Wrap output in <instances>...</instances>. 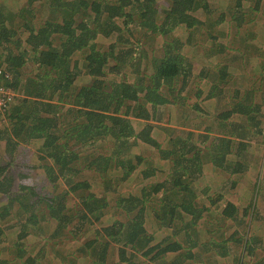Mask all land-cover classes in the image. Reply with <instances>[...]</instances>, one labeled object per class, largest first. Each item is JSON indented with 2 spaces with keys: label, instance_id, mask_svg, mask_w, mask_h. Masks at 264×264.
<instances>
[{
  "label": "trees",
  "instance_id": "obj_1",
  "mask_svg": "<svg viewBox=\"0 0 264 264\" xmlns=\"http://www.w3.org/2000/svg\"><path fill=\"white\" fill-rule=\"evenodd\" d=\"M37 1L28 0L16 15L0 6V67L12 75L9 86L25 94L10 111L9 127L0 129V142H6L11 156L22 144L39 143L45 182L53 190L42 191L27 183L31 178L22 172L17 175L13 159L0 163V197L7 201L0 218L8 214L10 205H18L23 221L14 241L0 224V256L7 252L0 264H54L56 260L61 264H187L197 261L199 254L204 257L202 251L226 258L230 241L244 242L251 259L261 252L263 256L254 264H264V213L258 210L257 196L241 209L222 193L215 194L211 186L194 187L206 177V163L230 176L248 170L243 153L258 134L255 125H259L256 121L262 107L254 100L264 87L236 91L232 108L212 117L230 124L227 135L209 127L197 131L183 125L168 131L165 144L155 138L165 110L184 108L192 94L197 99L203 95L201 89L188 93L194 66L183 52L189 42L182 36L183 29L190 37L208 26L211 0H41L42 5L35 6ZM245 1L235 0L236 11L230 20L240 22L238 35L247 23L242 13ZM263 1H255L256 9ZM37 10L43 14L40 24ZM221 25L218 21L209 31L213 43L224 37ZM177 29L181 30L177 33ZM250 32L254 34L247 38L246 33L245 39L255 45L251 55L239 48L237 52L243 54V62L254 56L263 58L264 70V48L256 42L259 34ZM225 36L223 43L231 37L230 33ZM100 38L109 40L108 46L99 47ZM161 38L169 39L160 57L149 61L150 69L144 41ZM217 43L220 49L215 52L227 53V46ZM29 66L33 74L24 77L22 72ZM227 67L221 69L223 78ZM201 71V77L210 73L207 68ZM81 76L90 81L76 89L74 84ZM223 83L222 78L214 79L207 98L222 94ZM235 115L245 118L248 125H236L231 121ZM142 146L154 148L160 161L170 165L169 178L157 177ZM89 150L97 153L83 157ZM81 158L87 169L104 180L98 185L101 195L91 182L77 180ZM261 177L252 188L257 194L264 191V167ZM236 185L234 181L229 187L233 191ZM215 214L229 223L252 227V235L244 240L233 235L222 242L202 241L200 232L210 235L212 231L202 229L208 215ZM42 221L52 224L49 231L54 241L49 253L47 241L40 251H33L27 241L32 228L45 230ZM149 223L155 226L153 232ZM91 227L95 235L86 244L61 250L63 237L71 236L66 244L81 245ZM115 245L117 261L110 257ZM170 255L177 256L170 261Z\"/></svg>",
  "mask_w": 264,
  "mask_h": 264
},
{
  "label": "rangeland",
  "instance_id": "obj_2",
  "mask_svg": "<svg viewBox=\"0 0 264 264\" xmlns=\"http://www.w3.org/2000/svg\"><path fill=\"white\" fill-rule=\"evenodd\" d=\"M256 0H246L243 3V10L242 13L245 14V19L247 20V23L242 26L240 30L243 31L241 35L237 34V25L240 24L239 21H231V17L236 11L235 9V0H211L210 7L212 9V15L207 17V22L209 23L208 26H206V30H204L203 27L199 28L196 32H194L193 35L190 37H187V31L183 29L184 35L182 38L186 41L188 39L189 44L183 49L184 54L193 61L194 66V75L196 74L198 76V73L201 71V69H206L208 67L207 62H209V58L207 57L210 54V51L212 50L211 46L213 40L208 38L209 31L214 30V24L218 21L221 25V30L223 31L224 37L221 36V40L225 42V38H227L225 35L226 33H230L231 37L227 39V60L231 62L233 58H235L232 63L236 62V66L233 68L234 74L238 71H236V68L239 67L243 60V54L251 55L253 49L255 48V45L249 44V40L246 42L245 34L247 33V38L249 36V33H253L250 31H255V34H259L258 39L256 42H258L262 47L264 48V40H263V27H264V1L258 9L255 3ZM28 0H0V6H4L3 8H6L10 10L15 15L24 7L27 6ZM41 0H38L35 3V6H41ZM164 6V4H162ZM37 19L36 22L40 24L42 22V11L37 10ZM226 16V21L224 22ZM223 21V22H222ZM230 23V24H229ZM213 26H212V25ZM214 27V28H213ZM225 28V29H223ZM181 29H177L180 31ZM136 34V31H135ZM254 34V33H253ZM169 38H161L157 41H154V39L146 40L144 41V46L149 54V68L151 69L150 60L152 57H160V55L163 52L164 42L167 41ZM171 41V40H169ZM220 41V40H219ZM217 41V42H219ZM216 41L213 43V48H216L217 45H219ZM99 47H105L108 46L109 40H104L103 38H100L98 41ZM193 44V45H192ZM192 45V46H191ZM240 49L243 51V54H238L237 49ZM226 50V51H227ZM263 50V49H262ZM263 58H260L258 56H254L250 60H248V68L251 69L253 67L255 73L259 72L263 68ZM239 70L244 73L245 67H240ZM251 72H254L253 70H250ZM264 71V70H263ZM197 72V73H196ZM212 75L210 79L198 81L197 78L194 79L192 77V81L190 83L188 93H191L193 90L194 92H197L199 89L203 91V95H201V99H197L196 96L193 94L189 97L188 105H186L184 108L179 106V108H175L174 110L172 108H168L165 110L163 115V120L158 121L160 126L157 127V138L158 141L163 142L162 144L166 143L165 137L166 135H169V133L174 129H182L181 126L187 125V127H184L186 129H197V131H203L204 128L209 127L211 130H213L215 133H218L219 135H227V133L230 132V124L228 123H220L217 121V118L214 120L212 117L215 116L214 114H217V111L222 109H229L227 108L228 105L232 107L234 103V96L236 95V92L234 91H240L243 90L244 92L247 91L250 87V82L245 80L244 74H238L236 79H231L229 82L223 84V93L222 94H214L216 95V100H210L205 97L206 94L212 93L211 90L213 89V83L214 79L213 77L216 75L215 72H211ZM238 73V72H237ZM25 75H31L33 74V68L31 66L25 67L24 71L22 72ZM210 74V73H209ZM208 74V77H209ZM259 78L257 80H254L252 82V87H264V77L261 83H259ZM90 79L86 76L79 77L75 84L74 88L79 89L82 88L84 85L88 84ZM261 91H263L261 89ZM258 91L256 97V100H254L255 103L260 105L262 107V110L260 114L257 116V121L259 125L257 128H255V131L258 133L253 141H250V146L248 147V150L245 151L244 159L248 163V170L240 175H228L217 172L212 165L209 163H206V166L204 167V170L206 172V177H202L196 184H194L195 189H202L205 188L206 185L213 187V191L215 194L222 193L227 199L234 200L237 202L241 209L243 207L248 206L251 203L252 198L257 196V207L258 210L264 213V191H262L261 194H257L256 191L252 188L256 183H259L260 180H262L261 173L264 167V94L263 92ZM241 92V91H240ZM20 95H22L25 98V94L20 91ZM18 99L15 102L18 103L21 99ZM193 104H196L194 107ZM223 105V106H222ZM13 107V106H12ZM12 107L10 111L12 110ZM196 107L197 110L201 112H197L194 108ZM9 114L6 116V119L0 118V129H5L6 127H9ZM161 116V115H160ZM245 118L239 117L235 115L232 118V121L235 122L236 125L239 127L241 126H247L248 122L244 121ZM254 126V125H253ZM167 131V132H166ZM170 131V132H168ZM196 131V130H193ZM237 141V140H236ZM237 143V142H236ZM239 143V141H238ZM40 144L37 142H34L32 144H22L18 147L16 152L11 156V154L7 151L6 142H0V163H6L10 162L11 159L16 163V168L18 169L17 175L22 172L25 173V175H28L31 179L27 180V183L35 185L36 188L42 191H51L53 190L50 186V183L47 184L45 182L46 180V174L42 170V165L45 164L41 160V154L39 153V146ZM141 152L148 157V160L151 159L152 163H149L152 165L154 169H157V177H168V174L170 173L168 163H164L160 161L158 157V153L154 148H150L148 146H142ZM102 150V149H101ZM92 152V153H91ZM97 152L95 150H89L88 153H83L87 157L90 154V157L94 156ZM147 160V161H148ZM80 162V175L77 177V180H83V181H89L91 184L94 185L95 189L94 191L101 195V192L99 187L103 183L104 180H102L98 173L91 171L86 168V164L84 163V159L81 158ZM44 164H43V163ZM169 178V177H168ZM155 179V178H154ZM153 180V179H152ZM214 180V181H213ZM21 181L19 177H17V182ZM45 183H44V182ZM234 181L238 182V188L237 191L234 189L233 191L226 190L230 188L229 186L232 185ZM215 182L218 183V185L222 186L224 185L223 189ZM100 186L98 187V185ZM217 185V186H215ZM98 187V188H97ZM63 188L66 189V186L63 185ZM17 190V189H16ZM199 191V190H198ZM219 192V193H217ZM256 193V194H253ZM216 197V196H215ZM6 199L4 197H0V213H4L6 210L5 207H7ZM72 202H77V199H72ZM243 211V210H240ZM209 216L208 223L204 226V230L212 229L209 237V234H206L204 232H200V238L202 241L205 242V240H209L211 238L217 240L218 242H222L224 239H230L233 235L235 239L237 238H246V236L250 237L252 235L251 230L252 227H243L238 226L236 223H229L222 219L221 216L215 214L214 217ZM123 216L119 217L117 216V219L121 220ZM23 221L20 220V213L18 205L16 206H9L8 214L4 216V218H0V224L4 228H7L8 231V239L10 241H14L17 238V234L22 231L23 227ZM212 225V226H209ZM45 225V227H44ZM42 226L45 230H38L36 232V228H32V233L28 236L27 241L30 247H32L33 251L37 249V251H40L42 247L45 245L44 241L46 242V251L51 250L53 239L51 238V235L53 232H50L49 229L52 227V224L47 223V221H42ZM100 226V225H98ZM152 226V232L155 230V226L151 223L147 224V227L150 229ZM97 228V226H95ZM95 227H91V231H88L82 238H81V245L80 244H66L65 242L71 238L70 235H66L67 238H62L63 245L59 246L61 250H72L75 248H79L82 245L86 244L85 241H87L90 238H93L95 233H93ZM101 227V226H100ZM219 227V228H218ZM52 229V228H51ZM248 232V233H247ZM194 235V234H193ZM159 237H164L162 233H158ZM47 239V240H45ZM65 239V240H64ZM7 240V241H9ZM183 240V238H181ZM67 247L69 249H67ZM117 250L118 246H114L113 249L110 251V257L112 260L115 259L117 261ZM214 250H217V248H214ZM204 257L197 256V261H189L187 264H203L206 262V264H254L258 259H260L261 252L257 253V256L251 259V257H248L246 246L244 242H237L234 243L233 241H230L227 248V256L226 258L218 259L215 257L214 253H205ZM62 254H66V251H63ZM112 254V255H111ZM7 252L3 253L1 256H6ZM0 256V257H1ZM177 256V255H176ZM174 255H170L169 260L172 261L176 258ZM175 257V258H174ZM90 262V261H89ZM54 264H61V261L56 260Z\"/></svg>",
  "mask_w": 264,
  "mask_h": 264
},
{
  "label": "crops",
  "instance_id": "obj_3",
  "mask_svg": "<svg viewBox=\"0 0 264 264\" xmlns=\"http://www.w3.org/2000/svg\"><path fill=\"white\" fill-rule=\"evenodd\" d=\"M203 28H204V30H206V26H203ZM219 43H222L223 45L225 44V45H227V43H223V41L222 40H220L219 41ZM188 45V44H187ZM193 45V44H192ZM191 45V46H192ZM211 46V48H212V50L210 51V54L207 56L208 58H209V62H207V64H208V67H207V69H209L210 70V74H209V77L207 76V77H201V72L202 71H200L199 73H198V76L195 74L194 75V79L195 78H197L198 79V81H202L203 79L204 80H206V79H210V78H212L211 77V75H212V73L211 72H215V76L213 77V79H220V78H222V80L224 81V86H225V84L227 83V82H229L231 79H236L237 78V76H238V74H244V77H245V80L246 81H249L250 82V87H249V89H247V90H252L251 89V86H252V82L254 81V80H257L258 78L259 79H263V77H264V72H263V70H261V71H259V72H257V73H255V71H254V69H253V71L254 72H251L250 70H252V68L251 69H249L248 68V64H250V63H248L247 62V60H246V62H241V64L239 65V67H237L236 68V71L238 72H236L235 74H234V72L233 71H231V70H233V68L236 66V62L235 63H232V61L235 59V58H233V60H231V62L230 61H228L227 60V58H226V56H227V53H223V54H221V52L222 51H220L218 54L215 52V49H220V45H217L216 46V48H213V42H212V45H210ZM227 52H228V50H227ZM214 53V54H213ZM191 60V59H190ZM192 61V60H191ZM192 63H193V61H192ZM229 64V65H228ZM246 64V65H245ZM252 64V63H251ZM227 65H228V67H227ZM225 67H227V70H228V72H227V70H226V76H225V78H223V76L221 77V69H224ZM240 67H245V70H244V73L243 72H241L240 70H239V68ZM203 69V68H202ZM201 69V70H202ZM197 73V72H196ZM229 73V74H228ZM208 75V74H207ZM263 91H261V93L262 92H264V89H262ZM241 91V93H243L244 91L243 90H240ZM234 92H236V91H234ZM206 96V95H205ZM210 100H216V97H214V98H212V99H210ZM231 105V104H230ZM230 105H228V107L227 108H229L228 110H230L232 107L230 106ZM223 106V105H222ZM172 109L174 110L175 109V107H172ZM225 110H227V109H222V110H219V111H217V114H219V113H221V112H223V111H225ZM216 113L214 114V115H217ZM232 121V120H231ZM182 127V126H181ZM155 138H157V128H156V131H155ZM167 138L165 137V140H166ZM234 140H235V138H233ZM157 140H158V138H157ZM238 141V140H237ZM160 142V141H159ZM160 143H163V142H160ZM222 187V186H221ZM237 188H238V186L236 185V187H235V189H236V191H237ZM226 190H231V188H228V189H226ZM232 191V190H231Z\"/></svg>",
  "mask_w": 264,
  "mask_h": 264
},
{
  "label": "built area",
  "instance_id": "obj_4",
  "mask_svg": "<svg viewBox=\"0 0 264 264\" xmlns=\"http://www.w3.org/2000/svg\"><path fill=\"white\" fill-rule=\"evenodd\" d=\"M12 80L11 73L0 67V118L2 119H6L11 107L23 97L19 90L9 86Z\"/></svg>",
  "mask_w": 264,
  "mask_h": 264
}]
</instances>
